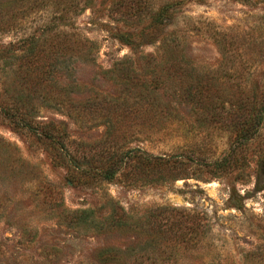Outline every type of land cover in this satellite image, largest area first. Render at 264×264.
<instances>
[{"label": "rangeland", "instance_id": "374dc122", "mask_svg": "<svg viewBox=\"0 0 264 264\" xmlns=\"http://www.w3.org/2000/svg\"><path fill=\"white\" fill-rule=\"evenodd\" d=\"M170 1L184 4L166 21L167 28L137 42V55L116 38L120 31L142 29L149 15ZM76 2L81 6L70 24L82 54L72 60L69 77L63 73L60 85L67 91L65 106L78 109L72 116L43 109V120L63 122L72 139L105 141L93 147L98 154L113 149L115 139L116 148L123 150L221 158L229 148L222 123L206 120L208 113L203 117L200 109L173 97L168 85L155 88L151 78L160 75L170 81L167 54L180 44L190 67L184 76L177 74L184 86L207 77L214 78L218 87L263 85L264 0ZM45 16L29 17L19 31L0 35V42L18 41ZM153 55L157 61L149 67L147 58ZM257 170L254 163L248 183L190 179L164 187L129 188L115 181L77 188L67 184L65 170L43 146L0 121V264H103L98 253L106 249H113L116 258L105 264H264V168L260 179ZM231 185L240 195L237 206L229 200ZM111 199L133 217V225L158 207L192 211L190 215L197 217L189 222H185L188 212L181 211L164 213L159 220L169 217L178 226L184 221L183 228L188 223L195 228L192 236L197 241L184 246L171 238L157 245L160 238L148 241L143 227L92 232L66 215L94 209L105 216ZM204 215L209 225L206 235L199 225Z\"/></svg>", "mask_w": 264, "mask_h": 264}, {"label": "trees", "instance_id": "16d2710c", "mask_svg": "<svg viewBox=\"0 0 264 264\" xmlns=\"http://www.w3.org/2000/svg\"><path fill=\"white\" fill-rule=\"evenodd\" d=\"M79 4L76 0H0L1 36L19 31L24 20L29 17L44 14L47 17L33 31L23 33L18 41L8 44L0 42V121L8 123L12 129L43 146L44 152L53 162L65 170V180L72 187L115 181L129 188L164 187L179 180L195 179L208 183L214 179L229 178L236 184L248 183L254 163L258 169L255 173L258 179L261 178L264 168V84L218 87L214 78L201 80L193 75L192 78H199L198 81L184 86L185 81L178 78L177 74L184 76L190 67L185 62L183 51L179 49L180 44L172 46L167 54L169 68L166 75L170 81L156 75L151 78V83L155 88L168 85L173 97L200 109L203 117L208 113L209 119L206 120L222 123L220 130H225L228 135L229 148L221 158L198 160L187 153L157 155L140 148L123 150L116 148L118 143L115 139L112 142L113 149L98 154L92 151L93 147L105 144V141L91 144L72 139L63 122L50 119L44 121L40 116L43 109L67 116H72V110L78 109L76 106H65L64 94L67 91L60 85V81L63 73L66 78L69 77L72 60L82 54L76 46L70 24L71 18L81 6ZM182 4V1H170L151 13L149 23L142 29L129 33L120 31L116 38L137 55V42L151 33H160L167 28L169 25L166 21L172 20L173 12ZM168 44L169 41L166 45ZM148 57L149 67L155 66L156 57ZM114 71L115 69L109 70V73ZM130 71L135 74L137 70L132 68ZM139 78L146 80L142 75ZM132 79L130 80L134 81L136 78ZM96 112L99 113L98 110ZM110 114L108 112L104 116ZM150 114L152 115V111L149 116ZM74 120L78 121L75 117ZM108 132V135L111 134L112 129ZM238 197L240 195L236 185H233L229 200L234 206H237ZM109 202L105 216H98L94 209H79L66 215L77 226L92 232L136 230L137 227H143L146 228L143 232L148 241L160 238L157 245H163L171 238L184 246L197 241L192 236L195 228L188 223L183 228L184 221L178 226L175 222H170L169 217L159 220V216L164 213H187V209L158 207L150 210L143 220L140 219L133 225V217L130 218L122 206L112 199ZM190 212L192 211L186 215L185 222L196 219L197 215L191 216ZM205 218L206 215L199 218L203 235L207 234L209 227ZM113 252V249L101 251L98 253V261L103 264L112 261L116 258Z\"/></svg>", "mask_w": 264, "mask_h": 264}]
</instances>
